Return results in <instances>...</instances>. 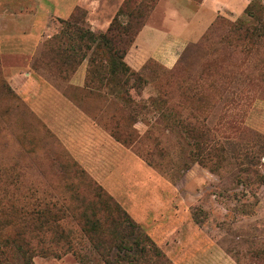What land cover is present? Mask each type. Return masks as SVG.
Masks as SVG:
<instances>
[{"label":"rangeland","instance_id":"obj_1","mask_svg":"<svg viewBox=\"0 0 264 264\" xmlns=\"http://www.w3.org/2000/svg\"><path fill=\"white\" fill-rule=\"evenodd\" d=\"M45 1L0 0L12 14L0 19V264H24L20 252L29 264H264V0L248 12L253 0H207L196 13L174 1L195 41L176 44L166 65L133 42L124 61L143 83L115 76L94 89L75 85L87 61L65 76L50 53L69 18H49L53 34L37 46L4 41L38 27ZM118 2L99 0L96 18L111 22ZM152 11L145 23L159 26ZM100 189L163 259L127 253L129 263L106 233L85 230L81 212ZM109 218L91 217L96 233Z\"/></svg>","mask_w":264,"mask_h":264},{"label":"trees","instance_id":"obj_2","mask_svg":"<svg viewBox=\"0 0 264 264\" xmlns=\"http://www.w3.org/2000/svg\"><path fill=\"white\" fill-rule=\"evenodd\" d=\"M158 0H122L115 16L111 20L105 33L96 34L85 24V15L76 10L71 14L68 20L60 22L61 30L49 39V50L53 53L54 60L59 66L60 72L67 76L74 73L76 69L87 61V70L84 86L89 89L105 87L109 85V79L112 77L125 78L133 82L142 84L143 82L125 63L124 59L128 49L134 42L135 37L143 28L149 12L153 10ZM199 4L202 0H192ZM256 7V0H253L246 11ZM263 13L264 8L259 7ZM252 14V13H251ZM253 18V15L250 16ZM233 32L243 36L250 42L257 41L261 38L257 29L252 26L243 27L235 25L232 27ZM134 88V87H133ZM118 141L119 139L115 137ZM92 201V200H91ZM95 201V202H94ZM93 205L83 208L80 218L87 232L98 234L102 238L108 236L115 248L121 252V259L129 263L138 261V258L163 259V255L153 241L126 215V213L113 203L110 198L100 190L93 193ZM97 203V204H96ZM44 212V211H42ZM98 213H103L110 217V226L105 231L97 232V221H92L91 217ZM31 216L39 217L41 212H31ZM136 231V232H135ZM138 231V232H137ZM136 233L135 237H132ZM2 248L7 247V240L4 239ZM24 264H29V260L23 256ZM127 253H131L132 256ZM138 255V256H137ZM165 261V260H164ZM167 264V260L165 261ZM108 264V263H107Z\"/></svg>","mask_w":264,"mask_h":264},{"label":"crops","instance_id":"obj_3","mask_svg":"<svg viewBox=\"0 0 264 264\" xmlns=\"http://www.w3.org/2000/svg\"><path fill=\"white\" fill-rule=\"evenodd\" d=\"M172 1L171 0H158L155 7L153 8L150 18L152 19L154 14H156V16L158 14L161 15L162 17L161 24L157 26L156 24H153V22L150 23V20H149V23H145L143 28L140 30V32L135 37V41H134V46H135L134 48L137 47L138 49H141V50L143 49L147 51V53L150 55V58H153L165 65H166V62H168L167 60L170 55L169 51H171L172 48L176 44H182V43H186L189 41H195L189 38L191 37L192 33L187 32V31H190L187 28L191 25L188 23V21H190V18H189L190 12L187 13L185 10L183 11L181 9H178V7H175V5H173L174 1L176 2L177 0H172ZM166 2H169L167 3L168 5L167 8H165L166 6L163 7V4ZM206 2L207 0H202V2L199 3L198 5L197 4L195 5L194 3L195 5L194 12L196 13L198 10L203 8ZM99 4H100L99 0H48V2L45 1V3L42 5L43 7L42 6L41 7L42 8L47 7L46 9L44 8L46 12L45 13L43 12L42 14L43 17L37 21L38 27L28 30L26 34L20 33V35L6 36L3 39L4 41H6L8 46L12 48H20L24 45H26L27 47L30 46L31 38L35 41V46H37L38 42H40L39 41L40 39L43 40L45 38H50L51 35L53 34L52 31L46 27V21L49 18H57L61 20H66L71 16L75 8H83L84 10H86L87 17H88L87 21H88V24L91 26V28L102 31L108 27L110 20L101 21L98 18H96L99 15V13H97V11L95 10L100 7ZM120 5H121V2H118V6L115 8L114 14L118 10ZM8 12L9 13L4 11L3 13H0V19L6 22L8 20H11L12 14L10 13V11ZM104 14L107 15L106 13ZM104 14L101 16H104ZM185 15L188 16L187 18L188 20L183 18V16ZM174 16H176L177 19H174ZM16 26L15 27L18 29L20 25H16ZM24 29H27L26 26ZM181 30H183V32H186V33L183 34ZM178 31H181V34L180 33L178 34ZM147 32H151L150 36L147 34ZM43 33L45 34V38L41 37V34ZM148 43H150V45H148ZM164 45H167L169 47L168 50L163 51L162 53H159L158 47H161ZM84 77H85V72H81L80 74L75 75L74 76L75 85L78 87L83 86Z\"/></svg>","mask_w":264,"mask_h":264}]
</instances>
